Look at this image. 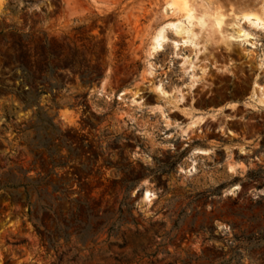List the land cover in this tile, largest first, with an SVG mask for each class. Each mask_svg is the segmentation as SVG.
Instances as JSON below:
<instances>
[{"label": "rangeland", "instance_id": "rangeland-1", "mask_svg": "<svg viewBox=\"0 0 264 264\" xmlns=\"http://www.w3.org/2000/svg\"><path fill=\"white\" fill-rule=\"evenodd\" d=\"M170 1L0 0V264H264V0Z\"/></svg>", "mask_w": 264, "mask_h": 264}, {"label": "bare ground", "instance_id": "bare-ground-1", "mask_svg": "<svg viewBox=\"0 0 264 264\" xmlns=\"http://www.w3.org/2000/svg\"><path fill=\"white\" fill-rule=\"evenodd\" d=\"M169 4L174 6L176 9L179 8L180 10L184 11V14L182 15V17H186L187 23H185L183 25V27H182V30H181V32L183 33L182 37L185 40H189V41H193V42L194 41H198V30H195V27L198 25L197 22L201 21V19L200 18H196L193 15V8L194 7L191 6V4L189 3L188 0H171L169 2ZM223 17H224V15L221 12H216L214 14V16H213V19H214V21H215V23L217 25H220L222 20H223ZM251 17H254L255 24H256V22H260V23L264 24V19L260 15L255 14V13L250 12V11H248V12L245 11V12L242 13V18H247L248 19V18H251ZM194 19H196V23L195 24H194ZM181 21L182 20L180 18L178 20V22H181ZM175 24H176V22L171 21V22L167 23L166 25L164 24L159 29H157V31L155 32V35L153 37L151 50L157 49L160 46V44H161L162 40L164 39V37H166V33H165L166 27L167 26H172V25H175ZM199 29H200V31L202 30L201 26H200ZM238 33H239V36H244L245 39H248L250 37V33L247 32L246 30L240 29L238 31ZM200 40L202 41V39H200ZM251 100L257 106H264V86L259 85L258 83L254 84V86L252 88V93H251ZM205 118L206 117L203 116V117H201L199 119V121H203ZM229 133H232V131H229ZM146 196H148V193L146 194Z\"/></svg>", "mask_w": 264, "mask_h": 264}]
</instances>
